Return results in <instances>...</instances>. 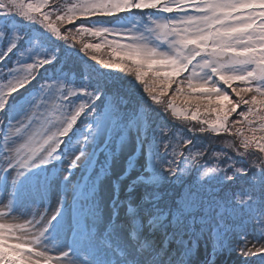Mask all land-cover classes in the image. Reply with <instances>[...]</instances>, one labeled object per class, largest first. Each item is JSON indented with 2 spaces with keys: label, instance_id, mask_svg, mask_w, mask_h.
I'll list each match as a JSON object with an SVG mask.
<instances>
[{
  "label": "snow or ice",
  "instance_id": "snow-or-ice-1",
  "mask_svg": "<svg viewBox=\"0 0 264 264\" xmlns=\"http://www.w3.org/2000/svg\"><path fill=\"white\" fill-rule=\"evenodd\" d=\"M0 264H264V0H0Z\"/></svg>",
  "mask_w": 264,
  "mask_h": 264
},
{
  "label": "rangeland",
  "instance_id": "rangeland-1",
  "mask_svg": "<svg viewBox=\"0 0 264 264\" xmlns=\"http://www.w3.org/2000/svg\"><path fill=\"white\" fill-rule=\"evenodd\" d=\"M173 87H175V86H173ZM212 143H213V146H216V145H218V144H219V142H218V141H213Z\"/></svg>",
  "mask_w": 264,
  "mask_h": 264
}]
</instances>
